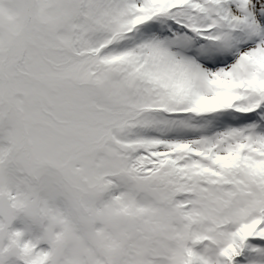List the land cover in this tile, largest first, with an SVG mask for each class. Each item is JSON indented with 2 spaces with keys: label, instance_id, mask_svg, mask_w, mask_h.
I'll return each instance as SVG.
<instances>
[{
  "label": "snow or ice",
  "instance_id": "obj_1",
  "mask_svg": "<svg viewBox=\"0 0 264 264\" xmlns=\"http://www.w3.org/2000/svg\"><path fill=\"white\" fill-rule=\"evenodd\" d=\"M0 264H264V0H0Z\"/></svg>",
  "mask_w": 264,
  "mask_h": 264
}]
</instances>
